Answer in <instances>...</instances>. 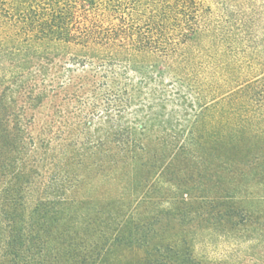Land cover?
<instances>
[{"label":"trees","instance_id":"16d2710c","mask_svg":"<svg viewBox=\"0 0 264 264\" xmlns=\"http://www.w3.org/2000/svg\"><path fill=\"white\" fill-rule=\"evenodd\" d=\"M210 1L0 0V264H264V4Z\"/></svg>","mask_w":264,"mask_h":264},{"label":"rangeland","instance_id":"374dc122","mask_svg":"<svg viewBox=\"0 0 264 264\" xmlns=\"http://www.w3.org/2000/svg\"><path fill=\"white\" fill-rule=\"evenodd\" d=\"M204 2L205 5H212L211 1L210 0H202ZM261 4H264V0H261ZM213 6V5H212ZM197 45L199 46V68H200V74L198 76V82L200 83V86L206 91L207 89H210V88H215V91L214 93H212L209 97H207L204 102L205 104L207 103L208 105H215L213 106V110H218V107L216 106V104L218 103V101H220V98H222V96L225 95V90L226 88H221L218 84H220L221 80L223 78H225V76H228V72L225 73L222 68H221V54L224 52L223 51V47L221 45V43H218V44H215L213 46H211V48H208V36L206 34H198L197 38H196V41ZM192 43V42H191ZM225 57L227 58V56L225 55ZM223 58V57H222ZM87 69V68H86ZM133 74L132 73H129L128 76L131 77ZM215 86H219L216 87ZM225 92V93H224ZM224 93V95H223ZM58 102L61 101V97H59L57 99ZM87 102H90V100L88 99ZM256 102V101H254ZM216 103V104H215ZM168 108H171L168 107ZM200 107H196V110H200L199 109ZM258 109H264V106L263 107H260V106H257V103L255 105L252 104V105H249V106H246L244 108V110H248V112H254L255 110H258ZM195 110V109H194ZM75 115L77 114V111H75V109H73ZM85 113L83 114H86L87 116H92L94 119L97 118V115L98 113L95 112V114L92 115L91 113V109H89V107L87 109H85L84 111ZM189 113H187V115L184 117V121H182L183 125L188 127L190 126L193 118H194V111H188ZM75 115H74V118H75ZM140 120L141 121H144V118L142 116H139ZM97 185L100 184V181H97L96 182ZM218 241V240H217ZM219 242V251L218 253L220 254L223 250V248H227V245L229 244L228 242L227 243H224V242H221L220 240L218 241ZM247 264H250L248 261L246 262Z\"/></svg>","mask_w":264,"mask_h":264}]
</instances>
